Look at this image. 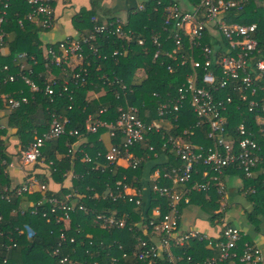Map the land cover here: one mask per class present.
<instances>
[{
    "label": "built area",
    "instance_id": "obj_1",
    "mask_svg": "<svg viewBox=\"0 0 264 264\" xmlns=\"http://www.w3.org/2000/svg\"><path fill=\"white\" fill-rule=\"evenodd\" d=\"M12 0H0V44L4 45L5 31L2 24L6 21V8ZM30 6V11L18 19V23L23 25L25 21L36 24L42 28H50L54 20L55 0H25ZM156 4H162V0H156ZM236 0H202L191 9H183L178 2L171 0L163 7L162 20H153L152 43L158 47L154 56H164L174 63H167L169 72L174 71L175 65H188L189 72L185 80L176 88V92L171 96L167 93L166 101L158 107L157 117L149 121H143L138 116V109L135 106L126 108L119 107L118 116L114 123L106 122L99 117L89 114L85 120V133H96L99 129L112 138H118L116 143L111 142L105 153V160L115 167L137 169L141 163H154L153 171L148 179L149 195L142 191L141 187L133 184L137 177L134 175L131 183H125V175L122 179L109 185L101 194L94 191L93 194L86 192H68L62 197L47 194L48 185L35 175L26 174L23 181L16 187L4 186L0 191V199L11 202L13 198L24 194L39 192L40 197L30 206L29 211L36 214L38 207L48 203V211H43L42 216L47 221L52 219L60 226V238L65 239L64 229H69L71 212H79L81 219L86 225L97 228L123 227L124 217H117L115 213L96 211L78 201L85 196L92 198L116 200L126 198L135 205L144 204L147 212L142 215L145 222L139 223L147 238H139L133 246V255L138 260L146 264H155L156 259L167 260L172 264L182 256L186 255V260L192 258L183 250L182 256H174L173 249L188 245L192 239L205 242V246L212 252L211 255L195 260L192 264H264V248L254 242H243L241 233L243 230L227 221L225 211L227 208L225 181L221 175L226 168L233 167L242 171L247 177L261 181L264 184V58L254 59L258 49L256 22L239 23L227 22L223 12L235 6ZM264 8V0L263 5ZM145 4L139 3L137 10H144ZM97 21V18L93 19ZM133 31L125 30L119 23L111 20L95 22L92 29L86 34L78 37H66L56 41L55 46L46 49L43 54L48 67V76H45L44 92L52 101L55 94L54 86L58 82L57 76L52 72L51 67L60 66L64 73L63 91L69 94L72 99V90L69 87L70 81L73 84L85 82L86 70L82 69L83 60L86 57L85 47L92 53L98 52L96 39L102 34L116 35L130 40ZM208 36L209 43H201V40ZM171 42L169 48H165L167 42ZM142 44L143 39H138ZM120 52L113 50L112 54ZM202 59L196 57L197 54ZM17 74L32 90H37V85L28 77L32 72V66L28 61L25 52L16 56ZM33 60V57L30 56ZM71 60V64L66 61ZM70 66V69H67ZM78 68L77 71H74ZM1 71L5 72L2 81L13 82L16 74L9 72V66L4 64ZM107 83L119 82L117 77L114 80L105 78ZM120 85V84H119ZM125 88V84H121ZM220 89L228 90L226 95L219 97ZM246 103V109L253 115V123L247 124V119H241L236 125V135L227 133V117L225 114L229 110L230 104L235 101ZM5 101L9 109L20 106L26 102L25 96L15 97L6 95ZM190 107L192 113L199 119V126L203 123L207 126L206 138L209 143L193 141L189 136H194L193 127L183 128L181 131H171L177 126L181 109L184 105ZM102 110H100L101 112ZM66 116L51 113L49 128L25 148L20 150L18 159L20 163L32 164L42 158V147L45 142L66 134ZM253 128L257 135L250 128ZM162 132L165 137L161 146V152L157 151L153 143H147L154 133ZM69 134H78L77 130H69ZM100 139V138H99ZM261 140L263 142H261ZM79 143H74V149ZM167 147L172 151L175 164L169 163ZM86 161H90V156L85 153ZM100 167L97 162L93 169ZM152 167V166H151ZM202 167V170H200ZM101 169H104L103 167ZM195 174L200 175V179H193ZM190 186L188 183L192 180ZM166 182V183H162ZM210 185L215 186L216 192L220 195V207L214 213L219 216L210 220L209 224L217 227L216 234L209 235L193 225L182 227V204H189L191 190H207ZM242 187V182L240 188ZM87 190H89L87 188ZM250 193L255 192L253 186L248 187ZM150 192L158 197L159 201L149 205ZM25 210L20 209V213ZM13 214L17 211L11 210ZM88 217V218H87ZM3 215L0 213V223ZM84 228L78 223L77 232H83ZM22 230L16 226L13 231H6L0 224V252L4 250L10 252L17 246V237L22 234ZM74 237H70L73 241ZM91 243V241H90ZM59 253L58 248L53 250V254ZM123 258L127 254H121ZM61 264H82L72 261L67 255L60 256ZM3 264H7V257L2 259ZM84 264H88L84 262ZM110 264H122V261L112 255Z\"/></svg>",
    "mask_w": 264,
    "mask_h": 264
},
{
    "label": "trees",
    "instance_id": "obj_2",
    "mask_svg": "<svg viewBox=\"0 0 264 264\" xmlns=\"http://www.w3.org/2000/svg\"><path fill=\"white\" fill-rule=\"evenodd\" d=\"M202 0H187L190 5H197ZM171 0H162V4L157 5L156 0H147L144 10H136L134 14L129 15L126 23H119L125 30L133 31L130 40L126 41L123 37L116 35L102 34L96 39L98 52L95 54L85 47L86 57L82 63V69L85 68V82L82 84H73L71 81L69 87L72 90V99L69 100L67 91H63L64 73L60 66L52 65L51 70L57 76L58 82L54 86L55 94L52 101L44 92L45 76H48V67L44 65L43 57L46 49L55 46V43H44L40 38V32L46 30L36 24L25 21L23 25L18 23V19L25 13L30 11V6L25 0H12L6 8V21L2 24V29L6 36L3 44H7L8 53H0V68L7 64L9 72L16 74L13 82H3L2 77L5 72L0 69V92H7L15 97L25 96L27 101L22 102L19 107L9 109L7 101L6 106L9 109L5 126L0 125V191L4 186L10 187V179L5 168L10 162L11 155H17L20 150L27 147L36 136L41 135L49 128L51 113L60 114L68 118L66 124V134L58 138L47 140L42 147V158L32 163V168L27 172L28 175H35L41 181L48 185L47 194L56 197L68 192H86L93 194L94 191L103 193L107 184L114 185L115 181L122 179L125 175V183H131L133 176L137 180L133 182L137 187H141L142 180L140 176L144 170V163L137 169L115 167L114 164H108L105 160L107 147L99 139L100 133L104 128L99 129L96 133H85V120L89 114L93 117L114 123L118 116L119 107L126 108L135 106L138 109V116L143 121H149L157 117L158 107L162 102L166 101V94L171 96L176 92V88L185 80V76L189 72V66L175 65L174 71L169 72L166 68L167 63H174L164 56L155 57L158 47L152 43V24L148 22L149 18L162 20L163 7L170 3ZM263 0H236L235 6L231 7L223 16L227 22L251 23L256 22L258 26L257 40L259 51L255 52L254 59L264 58V8ZM94 10H81L74 16V25L82 32L80 35L86 34L92 29L95 22H101ZM97 18V21L93 19ZM138 39H143V43L139 44ZM201 43H209L208 36L201 40ZM171 42L165 44V48H169ZM3 45L0 44V47ZM113 50L120 53L113 55ZM25 52L28 61L32 66V72L28 77L37 85V90H32L24 80L17 74L16 56L18 53ZM33 57V60L30 59ZM198 56V57H197ZM202 59L200 53L196 55ZM65 65V64H64ZM70 69V66H67ZM75 68L74 71H77ZM114 80L117 77L119 82L107 83L105 78ZM120 84V85H119ZM121 84L126 87L122 88ZM104 92L97 96L89 98V91ZM228 90L220 89L219 97L226 95ZM235 101L229 106L227 117V133L228 135H237L236 125L241 119H247V124L253 123V115L246 109V103ZM0 100V106H2ZM100 110H102L100 112ZM42 114V115H40ZM199 119L192 113L188 105H184L181 109L178 125L173 127L181 131L183 128L194 129V136H189L193 141H202L209 143L206 138L207 126L201 124ZM250 130L257 135V132L249 127ZM69 130H77L79 133L69 134ZM10 132V133H9ZM9 136L18 140L19 149L17 151H9ZM147 139V143H153L157 151L161 152V146L165 137L162 132L154 133ZM86 138L84 141L79 139ZM111 142L116 143L118 138H110ZM79 144L73 147L74 143ZM261 142H263L261 140ZM110 145V144H109ZM169 163L175 164L176 161L172 157L170 147H167ZM264 151V144H263ZM87 153L90 161H86L84 156ZM100 167L93 169L96 163ZM104 169H101V168ZM38 168V169H37ZM38 170V171H37ZM202 170V167H200ZM226 174L236 175L241 179V194L252 205L249 211L245 212L247 222L252 226L254 232H260L264 227V184L254 178L247 177L242 171L237 169H224L221 179ZM193 179H200V175L195 174ZM192 180L188 183L191 185ZM49 181L59 186V191L49 187ZM166 183V182H162ZM255 188L254 193L247 190L248 187ZM87 188L89 190H87ZM148 190V189H147ZM147 197L149 193L147 192ZM28 199L35 202L40 197V193L34 192L26 194ZM189 204L193 203L199 206L203 211L209 214L210 220L219 216L214 213L220 207L221 198L216 192L213 185L207 190H191L188 194ZM19 199L13 198L11 202L0 199V213L3 215L1 226L6 231H13L18 226L22 231V237H17V246L10 252L1 250L0 264L2 259L7 257V264H61L60 256L67 255L70 260L78 261L84 264H110L112 255L117 256L122 264H146L138 260L133 255V246L139 238H147L139 223L145 222L142 213L149 210L144 204L135 205L126 198L116 200L92 198L85 196L78 202L87 207L94 208L96 211L115 213L117 217H124L125 225L123 227L97 228L86 225L81 219L79 212H71V220L69 229H64L65 239L59 236L60 226L50 219L46 220L42 216L43 211H48V203L38 207L36 214L31 213L29 209L23 214L11 213V210L17 206ZM149 205L159 201L153 193L150 192L148 199ZM187 204H182L185 207ZM208 216V220H209ZM88 218V217H87ZM78 223L84 228L83 232H77ZM26 224V225H25ZM25 229L28 231L26 232ZM70 237H74L70 241ZM91 241V243H90ZM253 242L250 235L241 233V245L243 242ZM58 248L59 253L53 254V250ZM183 250L191 256V260H186V255L182 256ZM125 252L126 258L121 254ZM174 256H182L177 264H192L197 259L211 255L212 252L205 246V242L192 239L189 244L176 247L173 249ZM155 264H172L167 260L156 259Z\"/></svg>",
    "mask_w": 264,
    "mask_h": 264
},
{
    "label": "crops",
    "instance_id": "obj_3",
    "mask_svg": "<svg viewBox=\"0 0 264 264\" xmlns=\"http://www.w3.org/2000/svg\"><path fill=\"white\" fill-rule=\"evenodd\" d=\"M147 0H55L53 2L54 7V20L53 24L50 28L43 30L40 32V38L44 43H53L59 40H62L68 36L70 37H78L83 32H80V30L74 25V16L80 11L83 10H94L97 13V18L101 21L105 20H115L119 23H126L129 19V15H132L137 10V5L139 3L146 2ZM179 3V5L183 9H191L193 5H190L187 0H175ZM153 20H156L155 18H149L148 22L152 23ZM6 36V34H5ZM0 53L7 54L8 53V46L7 44H4L2 47H0ZM72 61L68 60L66 61V64H71ZM104 91L100 90L99 92L89 91L87 93V96L89 98L97 97L101 95ZM10 95L7 92H0V100L2 106H0V125L5 126L6 120H7V114L9 112L8 107L5 104V96ZM42 115V114H40ZM99 138L101 139L102 143L108 147L111 143L109 135L103 130ZM86 140V138L79 139V142ZM9 151H17L19 149L18 140L9 136V144H8ZM155 163V162H154ZM154 163L150 164L149 162L144 163V170L142 171V175L140 176V179L142 180V191H145L148 189V179L152 173ZM152 166V167H151ZM32 168V164H25L23 165L20 163L17 155H11L10 156V162L6 165L5 171L10 179V187H16L18 186L24 179L27 172ZM38 169V168H37ZM236 175H229L226 174L224 176L225 181V194H226V202H227V208H235V206H239L242 210H244V214L246 211H249L251 209V204L249 201L243 197L241 194V179L239 178L238 181H236ZM137 180V179H136ZM49 187L52 188V191L57 190L59 186L56 185V183L49 181ZM60 189V188H59ZM58 189V191H59ZM149 193V190H147ZM147 194V193H146ZM26 194L16 197V199H19L17 206H15L12 210L17 211L20 213V209H24L27 211L34 200L28 199ZM247 205V206H246ZM189 206H192L188 208ZM200 208L199 206L191 203L186 205L182 210V217H181V226L187 227L190 225H193L194 227L198 228L200 231H203L209 235L216 234L217 227L213 226L212 224H209V220L207 219L208 216H204V218L198 216V211ZM201 209V208H200ZM236 209V208H235ZM234 209V213L237 212ZM24 211V212H25ZM23 212V213H24ZM225 217L227 216V211H225ZM12 213V212H11ZM20 213V214H23ZM246 218V215H245ZM227 219V217H226ZM198 222L200 224H203L205 228H200L198 225ZM26 225V224H25ZM263 228V230H262ZM245 232V234L252 236L254 242L255 238L257 237V233H263L264 235V227H261L260 232H254L252 229V226L248 223V227L246 228H240ZM25 231L27 232L28 229ZM23 234V232H22ZM22 234L18 237H22Z\"/></svg>",
    "mask_w": 264,
    "mask_h": 264
},
{
    "label": "rangeland",
    "instance_id": "obj_4",
    "mask_svg": "<svg viewBox=\"0 0 264 264\" xmlns=\"http://www.w3.org/2000/svg\"><path fill=\"white\" fill-rule=\"evenodd\" d=\"M10 133V132H9ZM38 171V170H37ZM239 178L236 177V181H238ZM247 206V205H246ZM192 206H189L188 208H190ZM236 208V209H235ZM235 208H233V210H231L232 208H229L227 211V221H230L232 224H234L235 226L239 227V228H246L248 227V222L245 218V214H244V210L246 209H241L238 205L235 206ZM199 209L198 211V216L204 218V216H208L209 214H207L205 211H203L200 208H196ZM234 209L237 211L234 213ZM226 213V212H225ZM198 225L200 228H205L203 224H200L198 222ZM263 230V228H262ZM256 243L260 246V248H264V235L263 233H257V237L255 238Z\"/></svg>",
    "mask_w": 264,
    "mask_h": 264
}]
</instances>
